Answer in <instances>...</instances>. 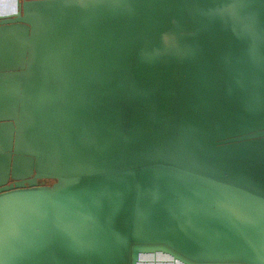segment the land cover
I'll use <instances>...</instances> for the list:
<instances>
[{
    "label": "water",
    "instance_id": "water-1",
    "mask_svg": "<svg viewBox=\"0 0 264 264\" xmlns=\"http://www.w3.org/2000/svg\"><path fill=\"white\" fill-rule=\"evenodd\" d=\"M0 264H264V0H0Z\"/></svg>",
    "mask_w": 264,
    "mask_h": 264
},
{
    "label": "flooded vegetation",
    "instance_id": "flooded-vegetation-1",
    "mask_svg": "<svg viewBox=\"0 0 264 264\" xmlns=\"http://www.w3.org/2000/svg\"><path fill=\"white\" fill-rule=\"evenodd\" d=\"M27 179V175L26 176H23V179L22 178H18V179H9V181L7 182V184L6 185H12L13 187H14V185H15V183L16 182H22L23 184V186L24 187H27V184L24 182V180H26ZM52 183V179H37L36 180V184L37 185H49V184H51Z\"/></svg>",
    "mask_w": 264,
    "mask_h": 264
}]
</instances>
